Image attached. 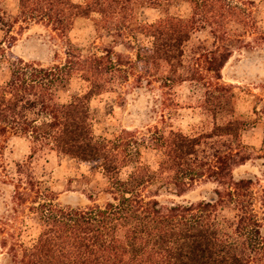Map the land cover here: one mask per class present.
<instances>
[{
  "label": "trees",
  "instance_id": "trees-1",
  "mask_svg": "<svg viewBox=\"0 0 264 264\" xmlns=\"http://www.w3.org/2000/svg\"><path fill=\"white\" fill-rule=\"evenodd\" d=\"M173 1L17 0L14 11L0 7V63L10 64L0 83V150L9 137L24 136L33 144L29 159L47 148L86 163L102 173L107 195L101 204L91 195L85 206L60 203L48 185L30 174L28 162L16 163L11 202L29 203L26 208L38 215L40 227L30 243L0 227V264H264V217L255 207V177L233 173L249 160L264 173V132L257 149L242 142L249 121L237 112L232 87L218 83L235 50H255L252 42L264 47L255 1L182 0L190 9L186 17L166 9L152 22L138 20L141 8L160 10ZM80 17L91 18L97 33L112 37L100 54L84 56L72 42L69 33ZM28 22L66 40L62 62L43 67L13 53L12 28ZM196 31L207 35L188 47ZM138 33L150 44L129 41L134 58L114 51L118 40ZM175 69H195L179 75V81L204 80L200 69L216 79L204 83L210 130L186 135L150 125L141 135L126 128L111 137L94 134L89 108L94 95L130 76L150 85L156 70L166 80ZM73 76L85 82V91L60 102L58 87ZM144 149L158 152L153 163L142 160ZM203 180L216 187L201 200L159 198H179Z\"/></svg>",
  "mask_w": 264,
  "mask_h": 264
},
{
  "label": "rangeland",
  "instance_id": "rangeland-1",
  "mask_svg": "<svg viewBox=\"0 0 264 264\" xmlns=\"http://www.w3.org/2000/svg\"><path fill=\"white\" fill-rule=\"evenodd\" d=\"M83 2V0H72ZM258 24L264 28V0H254ZM0 7L7 11H14L17 0H0ZM186 17L190 9L185 1L174 0L169 6L159 9L141 8L137 13L138 20L152 22L163 16V11ZM97 17V15H95ZM15 36L12 51L24 61L35 62L43 67H50L54 63L62 62L67 49L66 40L57 35L50 28L33 22L18 23L11 32ZM205 31L192 34L188 47L196 46L206 37ZM0 36L2 33L0 32ZM72 42L81 48V54H100L107 47L112 37L106 31L97 33L93 28V20L87 17L77 18L69 33ZM252 41V37H247ZM133 46L149 45L150 39L143 34H136L135 38L118 40L113 46L117 53L134 58L135 51L128 48V42ZM235 50L232 56L220 70L221 78L218 83L230 85L233 92L234 106L238 113L248 119L249 125L241 134L244 144L257 149L264 132V50ZM264 46V44L262 45ZM261 47V46H260ZM10 50V49H6ZM9 62L0 63V83H3L9 72ZM187 70L175 69L169 79H163L165 73L156 70V81L147 85L130 76L127 82L113 87L112 90L94 95L89 102L93 117V132L95 135L111 137L123 128L134 130L141 135L150 125H158L167 129L180 130L186 135H197L210 130L213 126L210 113L205 110V86L207 81L216 83L212 73L200 69L204 80L179 81L184 78ZM138 87V88H137ZM140 89V90H139ZM85 82L78 76H73L64 85L58 87V100L66 102L73 94L83 93ZM0 139V143H1ZM0 150V227L15 231L17 239L25 243L32 242L39 231L38 215L26 208L29 203L11 202V195L16 189V163L29 165L30 174L37 180L48 185L57 195V201L71 206H85L91 203H103L107 195L102 192L105 178L100 171H91L86 163L79 162L68 156L56 154L45 148L36 152L31 159L29 154L33 146L30 139L24 136H11L3 143ZM158 152L144 149L142 160L153 163ZM249 160L234 168L235 176L253 175L255 181L252 189L255 195V207L264 217V173ZM129 168H125L127 170ZM216 187L211 181H198L181 197L161 196L163 199H186L198 201L205 198V194ZM9 216H5L8 215ZM4 217H3V216ZM4 250L0 247V257Z\"/></svg>",
  "mask_w": 264,
  "mask_h": 264
}]
</instances>
